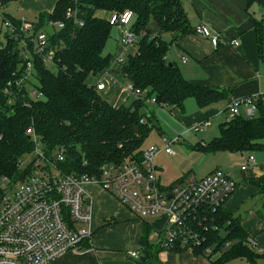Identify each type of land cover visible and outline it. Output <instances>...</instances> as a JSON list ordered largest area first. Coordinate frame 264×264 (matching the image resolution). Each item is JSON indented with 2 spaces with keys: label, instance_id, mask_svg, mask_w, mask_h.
<instances>
[{
  "label": "trees",
  "instance_id": "1",
  "mask_svg": "<svg viewBox=\"0 0 264 264\" xmlns=\"http://www.w3.org/2000/svg\"><path fill=\"white\" fill-rule=\"evenodd\" d=\"M3 1L6 5L12 0ZM253 1L246 0V6ZM70 4L68 0H58L51 13H39V24L56 19L62 20L64 27L50 38V47L55 51L53 64L46 65L38 55L33 59L35 72L28 82L37 93L34 96H30L26 83L20 88L12 86L13 97L5 92L7 83L21 76L23 67L18 44L7 38L0 47V177L23 180L29 172L30 165H20L34 148L28 129L33 130L49 152L64 149L60 167L65 172L98 175L101 166L124 159L141 160L142 144L156 125L153 112L145 109L146 99L140 97L143 91L149 92L148 97L154 103L180 110L190 97L198 108L222 100L229 102L232 98L230 89L191 83L167 58L172 42L193 33L182 0H81L77 18L82 25L65 18ZM127 9L134 13L130 31L135 36L136 51L123 57L119 74L126 84L132 85L134 97L130 104L124 102L115 107L101 97L96 85L88 83L87 78L108 68L113 58V54L105 52L113 28L107 21L108 14ZM97 10L104 11L105 16H96ZM150 19L156 22L157 33L150 31ZM255 30L261 50L264 27L256 21ZM164 33L171 34L170 42L163 38ZM219 132L197 149L239 152L264 149L261 143L264 101H257V111L252 116L240 114L219 123ZM250 182L264 192V174ZM212 219L213 226L204 231L203 246L211 245L213 253L202 252L200 246L192 250L195 255L206 256L213 264L235 258L253 261L264 256V251H253V243L239 216L219 207ZM150 230H153L151 223L142 221L137 264H164L159 253L165 249L158 242L154 245L148 242ZM89 246L82 241L78 249ZM183 250L186 249L172 251ZM143 252L148 253L145 261L140 260Z\"/></svg>",
  "mask_w": 264,
  "mask_h": 264
},
{
  "label": "built area",
  "instance_id": "2",
  "mask_svg": "<svg viewBox=\"0 0 264 264\" xmlns=\"http://www.w3.org/2000/svg\"><path fill=\"white\" fill-rule=\"evenodd\" d=\"M80 1L68 0L71 4L66 7L65 18L82 25L77 18ZM3 2L0 0V7L4 6ZM133 16L129 9L110 12L107 16L108 23L119 29L118 41L122 45L134 43L135 36L130 31ZM63 27L64 22L56 19L39 24V14L34 20L4 15L5 38L18 44L23 67L21 76L9 81L5 87L9 97L14 96L12 86L20 88L23 83L27 84L30 96L37 94L28 82L35 72L33 59L38 55L46 65L53 64L55 51L50 47V38ZM193 33L208 39L213 49L239 44L237 38L213 32L205 21L197 23ZM114 59L121 63L123 57L118 55ZM125 87L132 94V85ZM96 88L101 89L102 84H97ZM133 94L137 96L138 92ZM260 99L264 101V90L253 96L231 98L226 109L235 117L241 114L240 107L243 106L246 116H252ZM205 125L207 122L192 124L190 128L198 131ZM27 132L31 134L34 148L28 154L31 158L20 165H30L29 172L23 180L0 177V264H49L64 253L78 249L91 233L90 201L84 190L86 183L98 184L138 218L153 215L158 219L166 214L159 230L152 227L161 234L158 244L165 250H193L203 246L206 241L204 231L213 226V213L224 206L236 189V181L220 170L201 177L190 172L163 185L154 158L160 151L175 154L171 140H167L161 150L149 145L143 149L141 160L124 159L101 166L98 175H77L61 169L64 149L49 152L32 129ZM248 161L253 162V156L250 155ZM201 251L209 253L212 246H203ZM131 254L140 256L138 251Z\"/></svg>",
  "mask_w": 264,
  "mask_h": 264
},
{
  "label": "crops",
  "instance_id": "3",
  "mask_svg": "<svg viewBox=\"0 0 264 264\" xmlns=\"http://www.w3.org/2000/svg\"><path fill=\"white\" fill-rule=\"evenodd\" d=\"M55 3L56 0H53L51 10H40L37 14L52 11ZM182 4L192 28L200 21H205L213 32L222 33L228 38L239 40L236 47L223 46L213 49L208 39L191 33L172 42V44H178L177 47L180 48L181 64H175L179 67L182 75L194 84L230 89L232 98H242L261 93L264 90V38L261 50H259L255 22H259L264 27V0H254L247 6L246 0H182ZM98 14L102 15L99 16ZM95 15L102 17L105 16V12L97 10ZM157 32L158 27L157 31L153 33ZM168 38L171 39L169 33ZM115 41L117 52L114 53L109 67L96 75H90L87 82L95 85L102 84V88L97 89L98 93L117 107L124 103V97L120 98L119 102L112 103L103 95L104 92L106 93L107 84L110 83L109 79L117 80L115 73H119L120 63H117L114 58L118 55L123 57L122 51L129 47L128 54H134L136 46L134 44L122 45L118 38H115ZM187 56H190L191 59L189 60ZM125 85L124 83L123 87ZM125 90L129 94L126 87ZM222 101L225 102L226 106L228 101ZM241 107L243 108L241 115L246 116V109ZM221 111L223 112L224 109H220ZM220 112L217 107L207 106L188 116L187 122H190L189 127L192 124L207 122V125L204 126L207 127L209 119L217 116V114L220 115ZM224 120L226 118L221 119L220 123ZM261 143L264 144V139L261 140ZM244 152L249 154L246 156L247 164L242 165L246 167L243 169L240 166L241 171L238 175L240 186L236 180L228 175L237 183L236 189L228 198V200L230 199L228 206L232 208L226 207L225 204L228 200L223 208L225 211L239 216L242 227L247 232L252 245L259 247L258 242L253 240L254 235H249V232H256L251 227L253 224L262 223L264 227V192L259 190L250 180L255 176L264 174V149ZM255 154L259 157L256 158ZM250 155L253 156V162L248 161ZM248 183L253 187L249 189ZM242 184L243 186H241ZM92 188L100 189L99 191H103V193H92L90 190ZM84 190L90 201L89 226L91 231L90 237L84 242L90 246L68 251L49 264H137L139 257L132 256L131 252L138 251L142 220L120 204L111 194L102 190L101 187L86 183ZM256 192L258 198L254 197ZM94 193L96 195H93ZM247 194L250 200L254 198L257 199V202L248 207L249 218L244 219L238 211L244 203L241 199L246 198ZM103 202H110L111 206L102 204ZM256 219L263 221L257 222ZM159 258L164 264H212L208 258L203 255H195L190 249L180 252L163 250L159 253Z\"/></svg>",
  "mask_w": 264,
  "mask_h": 264
},
{
  "label": "rangeland",
  "instance_id": "4",
  "mask_svg": "<svg viewBox=\"0 0 264 264\" xmlns=\"http://www.w3.org/2000/svg\"><path fill=\"white\" fill-rule=\"evenodd\" d=\"M52 5L53 0H29V2H26V0H12L6 5L0 7V47L5 45L6 43L5 32L3 28V18L5 14H10L11 16L18 19L34 20L36 19L38 11H49L51 10ZM98 15L100 16L102 14ZM149 29L151 32L157 31V24L153 19H150L149 21ZM120 34L121 33L118 28H112L111 37L109 38L105 46V52L111 53L113 55L117 52V43L115 41V38H118ZM163 38L168 42H170L171 40L168 38V33H164ZM177 46L178 44H171V47L167 52V57L170 61L181 64L182 57L179 53L180 48ZM128 49H130V47L127 48V50L122 51L123 57L128 55ZM187 58L189 60L191 59L190 56H187ZM118 74L119 73H115L117 79L116 81L109 79L110 83L107 84L106 93L104 92L103 95L112 103H117L120 101V98L124 97V102L130 104L134 96L130 93L127 94L125 86L123 87L124 83L126 84L125 79L122 78L120 74ZM148 94L149 92L143 91L140 94V97L142 99H146L147 103L145 109L150 112H153L156 125L152 127L150 133L144 140L142 144V149L147 148L149 145H155L159 150H161V148L166 144V141L171 140L170 146L175 152L174 155H169L160 151L154 158V163L157 165L158 168L157 175L163 185L166 186L171 182L179 179L184 174L190 172L196 175L197 177H201L215 170H220L227 176L230 175L234 180L237 181V183L239 182L238 175L241 171L240 166L247 164L246 156L249 153L227 150L203 151L197 149L200 146L204 147L207 143L211 141V139L217 137L220 134L219 123L221 119L233 118L231 113L226 109L224 101H219L210 104L209 107H217L219 109V112L220 109H224V111H221L220 115L217 114V116L210 118L209 125L207 127L200 126V129L198 131H194L192 127H189L190 122H187V117L195 111L202 110L203 108H198L195 103V100L192 97L187 98L185 100L184 109L180 110L171 109L166 106H160L154 103L152 101V98L148 97ZM240 109L241 113L243 114V108L241 107ZM175 138H178V140L174 141ZM255 157L258 158L259 155L255 154ZM29 158H31L30 155H25L24 161H28ZM95 185L100 187L98 184ZM238 185L240 186L239 183ZM241 186H243V184ZM247 187L250 189V187H253V185L248 183ZM90 190L92 193H103V191H99L100 189L97 190L95 188H92ZM255 194L256 195L254 197L258 198L257 192ZM93 195H96V193H94ZM229 200L226 202L225 205L228 208H232L231 206H228ZM241 201H243L244 203L238 213H240L244 219H248V207L253 203H256L257 199L253 198L252 200H250V197L247 194L246 198L241 199ZM102 204H109L111 206L110 202H103ZM139 219L151 223L155 219V216L147 215L139 217ZM256 221L262 222L263 220L256 219ZM79 225L83 226V224ZM251 227L256 232H249V235H254L253 240H256L260 245L259 247L253 245V251L255 253L263 252L264 227L262 223L253 224ZM160 237V233L156 232L154 229L150 230L148 242L153 245L157 244ZM250 237L252 238V236ZM225 246H228V244H226ZM211 253H213V249L207 254ZM215 257L216 256H214V258ZM223 264H264V256L255 257L253 261L247 258H235L230 259L224 262Z\"/></svg>",
  "mask_w": 264,
  "mask_h": 264
},
{
  "label": "water",
  "instance_id": "5",
  "mask_svg": "<svg viewBox=\"0 0 264 264\" xmlns=\"http://www.w3.org/2000/svg\"><path fill=\"white\" fill-rule=\"evenodd\" d=\"M165 218H166V214L163 215L162 217L158 218V219H154V220L151 222V226H152L154 229L159 230V229L162 227V225H163V223H164V221H165ZM147 257H148V253L143 252L142 257L140 258V260H141V261H145V260L147 259Z\"/></svg>",
  "mask_w": 264,
  "mask_h": 264
}]
</instances>
